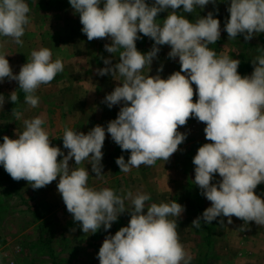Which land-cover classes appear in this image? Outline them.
<instances>
[{
	"label": "clouds",
	"instance_id": "1",
	"mask_svg": "<svg viewBox=\"0 0 264 264\" xmlns=\"http://www.w3.org/2000/svg\"><path fill=\"white\" fill-rule=\"evenodd\" d=\"M69 3L79 14L87 39H110L105 50L115 58L118 53L117 63H112V57H102L106 67L96 71L118 82L103 102L109 108L123 106L107 128L96 125L87 134L65 128L62 139L64 149H68L66 155L60 147L52 146L42 117L24 120V130H16L17 139L5 135L0 143V165L10 177L26 180L33 189L59 177L58 192L85 234L96 233L102 226L108 231L121 214L129 212L128 225L105 238L98 252L100 264H190L192 256L177 232L184 206L177 201L146 204L151 196L142 192L117 195L110 188L96 190L88 185V168L70 166L69 161L74 158L78 166L88 160L91 171L101 177L106 133L122 151L131 153L127 161L124 156L116 159L122 172L153 166L157 160L169 161L187 139V133L178 129L195 117L206 125L205 139L211 143L200 146L193 158V183L211 206L193 220L192 227L199 228L201 221L210 224L217 217H227L231 224L233 216L245 223L264 225V199L255 192L264 183V51L252 59V74L242 76L238 72L240 60L218 56L209 47L221 36V22L214 13L195 21L181 14L193 13L216 0H154L151 5L146 0ZM181 6L182 12L178 11ZM166 10L167 17L157 22ZM227 10L230 18L224 30L229 40L244 34L248 41L264 33V0H230ZM29 13L26 0H0V36L23 45L21 37L30 23ZM141 33L154 41L147 53L136 45ZM162 45L170 46L169 58L178 57L180 70L166 79L159 74L145 75L144 69L151 71ZM6 57L0 55V82L5 78L17 81L25 103L32 108L39 105L37 89L64 70L62 60L53 61L48 48L33 50L18 74ZM162 71L163 66L158 72ZM193 84L198 95L195 102ZM8 99L16 104L17 91ZM4 103L5 96L0 94V107ZM12 113L21 119L22 113L15 108ZM61 156L63 159L58 160ZM217 173L222 179L213 183Z\"/></svg>",
	"mask_w": 264,
	"mask_h": 264
},
{
	"label": "rangeland",
	"instance_id": "2",
	"mask_svg": "<svg viewBox=\"0 0 264 264\" xmlns=\"http://www.w3.org/2000/svg\"><path fill=\"white\" fill-rule=\"evenodd\" d=\"M146 2L151 5L154 0ZM26 3L30 7V23L21 37L23 45H17L11 37L0 36V55L7 56L13 72L18 74L33 50L48 48L52 52L53 61L57 58L62 60L64 70L53 81L37 89L35 95L39 97V105L36 108L25 103V94L19 90L17 81L5 78L0 82V94L5 96L4 106L0 107V143H3L5 135L17 139L16 130H24L23 121L40 116L45 120L42 127L48 132L52 146L60 147L66 155L68 149H64L62 139L65 128L87 134L96 125L107 128L108 123L117 118L123 105L109 108L103 101L118 82L111 75L100 76L96 69L106 67L102 57H112V63H117L118 53L115 58V54L105 50L104 45L111 43L110 39H87L82 32L79 14L75 13L69 0H26ZM229 6L230 0H216L215 4L209 3L203 9L196 8L193 13L181 14L195 21L199 16L213 12L214 17L221 22V36L216 44L209 47L218 56L228 55L232 59L249 63L253 68L251 71L246 67L240 71L238 67V72L242 76L251 75L254 71L252 59L264 51V33L256 34L248 41L244 34L229 40L224 30L230 18L227 10ZM182 8L178 11L182 12ZM167 15V10L161 12L157 22L162 23ZM140 36L141 39L136 41L137 48L147 53L152 49L154 41L142 33ZM159 47L151 71L146 67L144 74H159L166 79L180 70L179 59L169 58L170 46ZM243 54L245 60H242ZM161 66L163 71L158 72ZM193 89L195 102L198 100L195 84ZM12 91H17L16 104L8 99ZM14 108L22 113L20 120L13 116ZM205 127L195 117L190 118L186 126L178 129L187 133V139L169 161L157 160L153 166L141 165L138 172L135 169L121 172L116 159L124 156L127 161L131 153L122 151L107 133L102 148L104 174L101 177L91 171L92 166L88 160L76 166L73 158L69 164L88 168V185L96 190L110 188L117 195H126L129 191L133 195L142 192L151 196L148 201L150 204L177 201L184 206L185 213L178 218L177 232L184 249L192 256L190 264H264V225H257L255 221L241 223L237 217L234 225L227 220L220 224V220L226 217H217L210 224L201 221L199 228L192 227L193 220L203 214H193L188 210L195 196L200 197L202 209L211 206L201 189L193 183V158L198 146L211 143L205 139ZM119 172L123 180L113 178ZM57 185L53 181L43 188L33 189L26 180H13L0 165V234L8 253L16 260L15 264H100L97 249L102 247L109 234L115 235L121 227L128 225L130 213L126 211L121 214L108 231L102 229L85 234L81 225L74 221L71 214H67L65 204L61 209H56L64 203ZM128 203L126 201V205ZM144 212L146 214L147 208ZM17 245L20 248L18 253L15 250ZM0 264H8V259L3 258Z\"/></svg>",
	"mask_w": 264,
	"mask_h": 264
},
{
	"label": "crops",
	"instance_id": "3",
	"mask_svg": "<svg viewBox=\"0 0 264 264\" xmlns=\"http://www.w3.org/2000/svg\"><path fill=\"white\" fill-rule=\"evenodd\" d=\"M199 147L200 146H198V149H199ZM197 149V150H198ZM136 170L137 172H138V168H132L131 170ZM122 172V171H121ZM121 172H119L117 175H114L113 176V178H118L119 177V180H123L124 179V177L123 176H121L122 174H121ZM222 178L219 176V174L217 173V174H215V176H214V179H213V183H218L220 180H221ZM106 181H108V179H105ZM109 180H112V178H109ZM101 181V180H100ZM54 182H57V183H59V178L57 177V179L54 181ZM58 186V185H57ZM255 192H256V194L258 195V196H260L261 198H263L264 199V185L263 184H260V185H258L257 186V188L255 189ZM62 197V196H61ZM194 203H191L190 204V206L188 207V210H190V212H192L193 214H197V213H200V214H202L205 210L204 209H202V207L200 206V204H201V200H200V197H198V196H195V201H193ZM147 203L148 204H150L148 201H147ZM195 204V205H194ZM197 205V206H196ZM64 206V203H63V205H61L60 207H58L57 206V208L56 209H61V207H63ZM186 209V208H185ZM65 213H66V211H65ZM183 213H185V210H184V212ZM186 213H187V211H186ZM67 214L68 215H70V213L67 211ZM72 215V214H71ZM224 218V217H223ZM219 219V218H218ZM227 220V222H228V218L226 217V219L224 218L223 219V221H224V223H225V221ZM242 220V219H241ZM240 220V222L241 223H244L245 221H241ZM236 221H237V218L235 217V216H233L232 217V225H234V224H236ZM236 226V225H235ZM249 226V225H248ZM244 227H246V225H244ZM102 229H104L103 228V226L99 229V230H102ZM99 234V233H98ZM97 234V235H98ZM90 237H92V236H90ZM261 238H263L262 237V235H261ZM244 240V239H243ZM262 240V239H261ZM92 241V240H91ZM101 248V247H100ZM97 250H100V249H97ZM97 253H98V251H96Z\"/></svg>",
	"mask_w": 264,
	"mask_h": 264
},
{
	"label": "built area",
	"instance_id": "4",
	"mask_svg": "<svg viewBox=\"0 0 264 264\" xmlns=\"http://www.w3.org/2000/svg\"><path fill=\"white\" fill-rule=\"evenodd\" d=\"M16 247L17 248L15 250L18 253L20 250L19 245H17ZM6 248H7L6 243H4L2 235L0 234V262L1 260H3V258H7L8 264H15L16 260L12 257L10 253H8Z\"/></svg>",
	"mask_w": 264,
	"mask_h": 264
},
{
	"label": "trees",
	"instance_id": "5",
	"mask_svg": "<svg viewBox=\"0 0 264 264\" xmlns=\"http://www.w3.org/2000/svg\"><path fill=\"white\" fill-rule=\"evenodd\" d=\"M245 58V55L243 54L242 55V60H245L244 59ZM241 63H240V65H239V70L240 71H243V70H241V69H243L244 67H246L247 68V70L249 71H251L253 68L251 67V65H249V63H247V62H244V61H240Z\"/></svg>",
	"mask_w": 264,
	"mask_h": 264
}]
</instances>
